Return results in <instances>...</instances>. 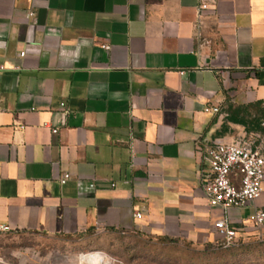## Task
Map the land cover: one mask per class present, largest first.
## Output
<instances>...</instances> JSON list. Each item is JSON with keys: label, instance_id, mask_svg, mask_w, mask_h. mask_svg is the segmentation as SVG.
<instances>
[{"label": "crops", "instance_id": "obj_1", "mask_svg": "<svg viewBox=\"0 0 264 264\" xmlns=\"http://www.w3.org/2000/svg\"><path fill=\"white\" fill-rule=\"evenodd\" d=\"M206 2L200 15V0H0V222L11 234L220 242L204 150L264 136L226 114L264 108V0ZM258 209L264 191L230 210L240 239L264 235L249 222Z\"/></svg>", "mask_w": 264, "mask_h": 264}, {"label": "rangeland", "instance_id": "obj_2", "mask_svg": "<svg viewBox=\"0 0 264 264\" xmlns=\"http://www.w3.org/2000/svg\"><path fill=\"white\" fill-rule=\"evenodd\" d=\"M252 137H248L249 139ZM230 213V210H229ZM41 234L0 236V264H264V235L241 238L244 245L212 250L173 244L141 232L92 242ZM255 242V245H250Z\"/></svg>", "mask_w": 264, "mask_h": 264}, {"label": "built area", "instance_id": "obj_3", "mask_svg": "<svg viewBox=\"0 0 264 264\" xmlns=\"http://www.w3.org/2000/svg\"><path fill=\"white\" fill-rule=\"evenodd\" d=\"M200 15L209 9L206 0H200ZM33 16V14H31ZM110 50L109 46H102ZM22 52L20 57H25ZM63 106V105H62ZM208 113L218 114L219 108H207ZM58 130H54L57 133ZM201 182L209 205L220 208L223 218L216 223L221 237L219 246L228 249L240 240L238 231L232 226L229 210L254 205L264 191V136L242 139L232 143L210 142L203 156ZM66 175L63 183L70 180ZM135 220L142 219L140 212L133 214ZM249 222L259 228L264 225V210L258 209ZM10 225L0 222V236L11 234Z\"/></svg>", "mask_w": 264, "mask_h": 264}, {"label": "trees", "instance_id": "obj_4", "mask_svg": "<svg viewBox=\"0 0 264 264\" xmlns=\"http://www.w3.org/2000/svg\"><path fill=\"white\" fill-rule=\"evenodd\" d=\"M226 114H227V121L233 124H238L243 127H245L246 131L248 133H259L260 135H264V108L261 107L260 103H256L253 105L249 106H229L226 109ZM149 237L157 238L162 241L170 242L173 244H184L189 247H201V246H194L191 243H187L185 241H182L180 239L176 238H170V237H155L149 235ZM242 240H239L236 246H241L244 245ZM219 244V243H218ZM218 244H206L203 246V248H206L205 250L207 251L208 249L216 250H229L236 248V246L228 248V249H223L221 248ZM255 242H251L250 245H255Z\"/></svg>", "mask_w": 264, "mask_h": 264}]
</instances>
